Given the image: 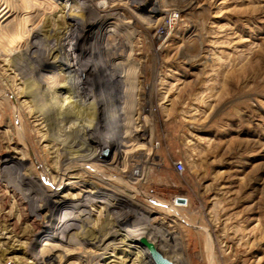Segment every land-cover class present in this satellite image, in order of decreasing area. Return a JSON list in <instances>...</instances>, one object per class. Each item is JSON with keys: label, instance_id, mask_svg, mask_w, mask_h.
I'll list each match as a JSON object with an SVG mask.
<instances>
[{"label": "rangeland", "instance_id": "1", "mask_svg": "<svg viewBox=\"0 0 264 264\" xmlns=\"http://www.w3.org/2000/svg\"><path fill=\"white\" fill-rule=\"evenodd\" d=\"M19 1L0 3V24ZM50 1L57 9L42 17L11 13L7 33L41 17L27 55L0 47V264H149L136 229L174 264H264V0H107L101 13H91L97 0ZM171 13L176 22L160 37ZM75 30L78 66L95 69L79 83L62 59ZM58 41L62 52L45 59ZM40 65L47 70L31 74ZM106 71L119 75L114 83ZM42 80L57 85L63 111L76 102L84 119L43 122L27 94L45 104ZM44 104L49 117L56 106ZM126 131L118 157L114 135ZM62 162H73L70 175L47 203ZM89 190L99 196L86 208L90 222L76 220L82 229L66 237L73 244L60 242L72 197ZM118 191L132 205L106 212ZM135 208L148 220L116 227ZM113 230L119 236L106 249L83 244L90 231L101 239Z\"/></svg>", "mask_w": 264, "mask_h": 264}, {"label": "bare ground", "instance_id": "2", "mask_svg": "<svg viewBox=\"0 0 264 264\" xmlns=\"http://www.w3.org/2000/svg\"><path fill=\"white\" fill-rule=\"evenodd\" d=\"M3 0H0V3L2 2ZM26 0H20L19 1V5H17V7H13V8H8L6 11H8V13H9V15L8 16H6L5 18L3 17V23L2 24H0V47H1V49L2 50H4L5 52H8V51H15L16 53H17V55L18 56H20V55H22V54H26L27 55V53L30 51V49L32 48L31 46H35V43H33L32 41H33V39L34 38H36V37H38V33L35 31V29H36V27L39 25V23H40V18L43 16V14H46V13H49V12H54V10H56L57 8L55 7V6H53V5H50V4H52L53 2H51L50 0H27L28 2H31L30 3V5H24V2H25ZM74 3L76 2V3H79V4H81V5H83V4H85L86 2L88 3L90 0H72ZM51 2V3H50ZM104 2H107V0H97V1H93V3H91V13H101V12H103V11H105V8H106V5L104 4ZM90 3V2H89ZM54 4V3H53ZM27 6V7H26ZM15 11H21L22 13H26L27 14V16H29V18L30 17H33V16H37V15H40L41 14V17L38 19V21L36 22L37 24L36 25H34L33 27H29L30 29H27V30H25V32H22V31H18V32H16V33H13V32H10V33H7L6 31H5V29H6V26L7 25H10L11 23L9 22L10 20H11V18L12 17H10L11 16V13L12 12H15ZM21 13V15H24V14H22ZM100 15V14H99ZM101 17V16H100ZM44 20V19H43ZM95 20V19H94ZM76 20H72V22L73 23H75V24H78L77 22H75ZM33 25V22H31L30 23V25ZM35 28V29H34ZM52 35V34H51ZM63 36V35H62ZM64 36H65V33H64ZM77 37H79V32L78 31H74L73 33H72V36L71 37H69L70 39L69 40H71L72 42H73V44L72 45H68V47H69V49L71 48V51L69 52V53H65L64 54V58H62V59H64V60H66V62L67 63H69V65L71 64V67L70 68H72V70L71 71H68V73H72V78H74V79H76L77 80V77L78 76H86V75H90V74H92V73H95V69H92L91 71L90 70H87V67H86V69H84L85 68V66L84 67H82V68H80V66H78V61H77V59H76V55L73 53V50H74V48H75V46L77 45ZM64 40V39H63ZM60 41H61V38H60ZM62 42V41H61ZM67 43V42H66ZM62 44L58 41V42H56V44L53 46H50V47H46L45 49H43V50H45L46 51V57L47 58H45V59H48V57L49 56H54L55 54L57 55V54H59V52L61 51L62 52V50H63V48H62ZM12 47V49H9V48H11ZM40 50V49H39ZM42 50V51H43ZM39 52V51H38ZM0 53H2V52H0ZM61 54V53H60ZM35 55H38V54H35ZM116 55V54H115ZM114 55V56H115ZM18 56H15V59H13V61L11 62V65L13 66V68H14V66H16V63H17V59H18ZM45 56H43V57H45ZM117 56V55H116ZM14 57V56H13ZM39 57H41V55L39 56ZM11 59V58H10ZM30 59V58H29ZM50 59V58H49ZM54 59V58H53ZM56 59V58H55ZM19 60V59H18ZM35 60V59H34ZM127 60H128V62H131V60H130V57L128 56V58H127ZM5 61H6V59H5ZM36 61H37V59H36ZM45 61V60H44ZM7 63L9 62V61H6ZM5 62V63H6ZM32 62V61H31ZM37 63V62H36ZM35 63V64H36ZM9 64V63H8ZM90 64V63H89ZM17 67V66H16ZM42 68H43V70H47V68L45 69L44 67H42L41 65H40V67L39 68H35V69H33L32 70V72H31V74L32 73H34V75H36V76H38L39 77V75H40V72H41V70H42ZM8 69V68H7ZM17 70H18V68H16ZM51 70V69H50ZM6 71V70H5ZM49 71V70H48ZM88 71V72H87ZM105 74H109V76H110V82L111 83H114L115 82V79L119 76H117V75H113V74H110V73H108L107 71L105 72ZM121 76V75H120ZM47 78V77H46ZM60 78H62V77H60ZM108 79V78H107ZM26 80V79H25ZM47 80V79H46ZM61 80V79H60ZM63 80V79H62ZM50 81V80H49ZM64 82H65V79H64ZM77 82H78V80H77ZM109 82V81H108ZM79 83V82H78ZM39 85H42V87H43V89L45 88V86H47L48 85V88L46 87V89H44V91H48L50 94H49V98L45 101L46 103L44 104V106L46 105V104H48V103H52V107L53 106H56V108H54L53 109V112H52V115L51 116H47V117H45V115H46V113H44V112H42V106H43V104L42 105H40V104H38V101H37V96H35V94H33L32 92H30V93H28L27 92V94H28V96L31 98V102L30 103H32V106L34 105L35 107H36V109L38 110V112L39 113H41L40 115L42 116V121L43 122H47L49 119H52L53 120V118H54V120L55 119H57L60 123H66V124H69V123H71L72 121H75V120H77V119H84L83 117H84V115H83V113H82V110H81V108H80V106L78 105V103H76V102H74V104L70 107V108H67L65 111H63V109H62V106H61V108L59 107L60 105H62L61 104V102L59 103V101H57L56 102V99L58 98L57 96H54V93H55V89L57 88V85H55V84H51V82H47V81H39V83H38ZM65 84H66V82H65ZM74 85H75V83H74ZM30 86V85H29ZM3 89V88H2ZM75 89V90H74ZM73 89V91L71 92V91H69V90H66V93L67 94H69L71 97H72V95H75V93L78 91H80V87H78V88H74ZM83 89V88H82ZM0 91H1V89H0ZM12 91V90H11ZM38 92V91H37ZM77 92V93H78ZM25 93V92H24ZM76 93V94H77ZM43 94H45V92L43 93ZM1 96V95H0ZM45 97L43 98V99H45V98H47L48 96H47V94L46 95H44ZM47 96V97H46ZM88 96V95H87ZM6 100H7V98H5ZM4 99V100H5ZM42 99V100H43ZM2 100V99H1ZM53 101H55V103L53 102ZM5 102V101H4ZM29 102V101H28ZM28 102H26V104H29ZM43 102V101H42ZM40 103V102H39ZM38 104V105H37ZM29 107V106H28ZM51 107V106H50ZM51 107V108H52ZM32 108V107H31ZM58 108V109H57ZM60 108V109H59ZM48 109V108H47ZM56 109V110H55ZM55 110V111H54ZM22 111V110H21ZM49 111H51V110H49ZM61 111H63V112H61ZM37 112V111H36ZM25 113V112H24ZM26 114V113H25ZM39 115V116H40ZM17 118V117H16ZM80 121V120H79ZM17 122V121H16ZM49 122V121H48ZM20 124V123H19ZM21 125V124H20ZM16 126H18L17 124H16ZM18 130H20V129H18ZM141 131V130H140ZM142 132V131H141ZM20 133V132H19ZM124 135L123 136H121L120 134H116V135H114L115 137H114V141L116 142L115 144L117 145L116 147V149H118V157H121V155L123 154V151H119L120 150V148L121 147H123V146H125V144H127V142H129V137H130V135H131V132L130 133H128L127 131L125 132V133H123ZM146 135V132L145 131H143L142 133H141V135H140V137H146L145 136ZM133 138V137H132ZM130 141H131V138H130ZM106 142V141H105ZM111 143V142H110ZM106 144V143H105ZM53 148V150H54V152H55V147H52ZM123 150V149H122ZM55 154V153H54ZM57 156V155H56ZM56 158H58V156L56 157ZM22 159V158H21ZM20 159V160H21ZM70 160V159H69ZM96 161V159H95V157L94 158H92L90 161ZM22 162V161H21ZM65 162V161H64ZM68 162V161H67ZM18 163H19V161H18ZM23 163V162H22ZM63 163V162H62ZM73 162H69V163H63V169H61L62 171H60V169H56L55 168V171H57V172H55L56 173V175H55V177H53V181H55V185H56V187L55 186H53V187H55V188H53L54 189V191L53 190H50L49 188L48 189H46L47 191H44V195H43V197H44V200L47 202V203H49V201L53 198V197H56L57 195H58V193H59V190H60V187H61V185H62V183L64 182V180L66 179V178H68V176L70 175V173H68V170H70L71 168H72V166H71V164H72ZM18 168V167H17ZM18 169H20V168H18ZM22 169V168H21ZM20 169V170H21ZM7 170V169H6ZM52 170V169H51ZM19 171V170H18ZM53 172V171H52ZM51 172V173H52ZM71 172V171H70ZM18 176L20 177L21 175H20V172H18ZM21 178V177H20ZM29 179H31V177H28ZM32 182V181H31ZM105 182H107V181H104V184H105ZM52 186H51V188H52ZM46 187V186H45ZM14 190H15V188H14ZM14 192H16V191H14ZM47 192V193H46ZM17 193H18V191H17ZM30 194V193H29ZM87 194H88V196L87 195H82V197H79L78 198V196H74V197H72V200H75V201H73L72 203H69L70 204V206H71V213H67V214H65V216L61 219V231H60V235H57V239L60 241V242H63V243H66V244H68V245H70V244H73V240H71V239H69L68 238V240L66 239V237H67V235H68V233L70 232V231H72V230H78L79 228L80 229H82L80 226H78L76 223H75V221L77 220V221H79V222H81V225H82V223L83 222H86V221H89L88 220V216H89V209H86L87 208V206H92V203L91 202H93V200H91V198H93L94 197V199H96V197L98 196V194H96V192L94 191L93 192V190H89V191H87ZM131 194V193H130ZM15 195V194H14ZM21 195V194H20ZM27 195V194H26ZM41 195V194H40ZM31 196V195H30ZM30 196H28V197H26V196H19V197H17L18 198V200H21V201H23V200H26V201H29V202H32V201H35V199H37L38 198V195H35L34 197H30ZM80 196V195H79ZM105 196V195H104ZM75 197H77V199H75ZM99 197V196H98ZM71 199V198H70ZM132 198L128 195H126V194H124V192H119L118 191V195H117V198H115V199H112V203H107V202H105V203H103V202H101L100 201V203L102 204H105L104 205V208H105V210H106V212H111V210H113V209H115L116 207H118V206H121V207H125V206H129V205H132V203H133V200H131ZM90 200V202H88V201ZM42 202V201H41ZM138 203H140V202H138ZM28 204V203H27ZM138 205H140V206H143V204H138ZM41 206V205H40ZM151 207V206H150ZM155 207V206H154ZM133 208V207H132ZM79 209H80V211H79ZM142 209V208H141ZM76 211H79V214H78V216L79 217H77V216H75L74 215V213L76 212ZM90 217V216H89ZM139 217H140V219H142V220H145V221H147L148 220V217L147 216H145V215H143V213L142 212H139V210L138 209H134V210H132V211H129L128 213H125V214H123V215H120V217H118V219L117 218H115L117 221V223H116V227H118V225L121 223V221H122V223H132V222H134L137 218L139 219ZM90 222V221H89ZM145 223V222H144ZM84 225H85V223H83ZM86 225H87V223H86ZM91 226V225H90ZM84 227V226H83ZM141 229H136L135 230V234L134 235H139L140 237H141V234L143 233L142 231H140ZM89 231V230H88ZM117 231V230H116ZM116 231H114L113 230V232H109V233H107L103 238H101V239H99V237H96V236H94V233H93V231H90V233H89V239H85L84 241H83V244H88V246H91L92 248H96V249H99V248H103V249H106L107 247H109V246H111V244L112 243H114L116 240H117V237L119 236V234H117V232ZM72 238V237H71ZM136 237H134V239H133V241H137V239L139 238H137V239H135ZM73 239V238H72ZM77 242V241H76ZM78 244V243H77ZM76 245V244H75ZM79 245H81V244H79ZM144 249V248H143ZM157 249V248H156ZM158 250V249H157ZM83 251V250H82ZM159 251V250H158ZM144 252V255L148 258V256H147V253H146V250H144L143 251ZM48 253V252H47ZM160 253L164 256V254L162 253V251H160ZM48 254H50V252L48 253ZM81 255V254H80ZM44 256V255H43ZM85 256V255H84ZM167 257V256H166ZM45 258V257H44ZM149 259V258H148ZM150 261V260H149ZM45 264H48L47 263V259L45 258ZM50 264V263H49ZM149 264H151V262L149 263Z\"/></svg>", "mask_w": 264, "mask_h": 264}, {"label": "water", "instance_id": "3", "mask_svg": "<svg viewBox=\"0 0 264 264\" xmlns=\"http://www.w3.org/2000/svg\"><path fill=\"white\" fill-rule=\"evenodd\" d=\"M177 203H184V199H176ZM139 243L146 250L147 256L151 264H174L166 257H164L154 246L153 243L149 242L146 238L140 237Z\"/></svg>", "mask_w": 264, "mask_h": 264}, {"label": "built area", "instance_id": "4", "mask_svg": "<svg viewBox=\"0 0 264 264\" xmlns=\"http://www.w3.org/2000/svg\"><path fill=\"white\" fill-rule=\"evenodd\" d=\"M177 16L174 15L173 13L168 14L165 18L164 21L161 23V27L159 29V36H165L167 32H169L172 29L173 24L176 22ZM174 169L177 173H182L184 171V164L182 162H176L174 164Z\"/></svg>", "mask_w": 264, "mask_h": 264}]
</instances>
